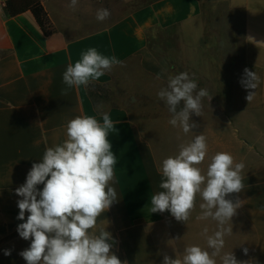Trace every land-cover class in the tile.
I'll return each mask as SVG.
<instances>
[{
    "label": "crops",
    "instance_id": "1",
    "mask_svg": "<svg viewBox=\"0 0 264 264\" xmlns=\"http://www.w3.org/2000/svg\"><path fill=\"white\" fill-rule=\"evenodd\" d=\"M39 1L51 23L52 31L47 35L29 12L9 17L0 3V264H27L19 253L31 241L21 238L17 228L28 213L25 221L17 218V202L22 198L15 189L25 183L32 164L40 162L47 147L66 139L69 120L93 115L103 122L86 86L73 87L67 95H61L66 87L62 74L67 65L94 47L104 56L117 57L121 64L135 59L143 72L156 79L160 74L157 80L167 83L170 74L149 49L148 38L149 34L156 37L155 32L170 29L176 30V39L169 50L185 72L196 74V82L203 81V71L198 68L205 65L201 59L205 50L230 52L229 72L224 71L222 54L214 56L210 64L220 69L212 77L218 88L214 94L223 101L217 114L233 116L226 118L224 128L230 131L229 143L235 148L229 146L223 152L241 163L236 152H251L256 147L261 162L252 167L250 156L244 160V189L226 197L233 202L239 199L241 206L225 225L232 227V233L225 236L221 255L233 252L238 261L264 264V0H143L142 4L140 0H78L75 9L69 7L70 0ZM218 5L224 10H217ZM100 8L111 13L102 22L96 19ZM218 20L226 24L227 32ZM245 68L260 78L250 102L245 99L248 90L237 87ZM111 78V72H105L92 82L107 84ZM224 82L228 86L221 91ZM103 113L109 114L117 129L108 139L117 158L113 186L118 199L98 217L97 228L90 231L98 234L100 228H105L112 237L108 241L113 244L112 253L127 264H162L165 255L182 258L189 245L207 249L203 229L212 235L217 222L196 219L201 211L200 198L186 223L177 221L169 211L151 213V195L161 190L158 169L163 159L141 136L126 109L109 107ZM239 115L244 116L242 123L237 122ZM214 130L206 134L207 139L216 140ZM173 222L180 224L178 235L173 231ZM244 248L248 249L247 255ZM5 250L11 254L5 255ZM216 260L221 264L220 257Z\"/></svg>",
    "mask_w": 264,
    "mask_h": 264
},
{
    "label": "clouds",
    "instance_id": "2",
    "mask_svg": "<svg viewBox=\"0 0 264 264\" xmlns=\"http://www.w3.org/2000/svg\"><path fill=\"white\" fill-rule=\"evenodd\" d=\"M78 0H70L69 7L75 9ZM111 15L106 8L96 12V19L104 21ZM121 61L115 57L100 54L96 48H89L74 64L69 63L62 74L66 85L61 95H67L73 87L87 86L98 81L105 72H110ZM160 78L158 74L157 79ZM259 76L245 68L240 83L248 90L245 99L250 102L259 84ZM208 91L198 89L197 82L187 72L169 75L166 87L157 96L172 114L169 123L184 134L192 132L199 125L191 116L202 115V99ZM102 123L96 116H76L66 125V139L47 147L40 162L33 163L26 181L15 189L18 200V219L25 222L18 225L19 236L30 240V246L19 255L27 264H127L121 261L111 249V234L100 228L97 219L117 201L118 193L113 186L114 166L117 158L108 139L116 132L109 114L101 113ZM208 155L207 138L203 134L179 145L178 154L163 159L158 171L161 180L160 191L151 195V213L169 211L181 222H187L196 208L199 197L200 214L197 220L211 219L217 222V230L206 236L207 249L199 245L184 248L182 258L165 255L162 264H247L238 261L233 252L221 251L225 236L231 235L232 227H226L236 215L241 201L228 199L230 194L244 189L242 170L245 165L236 163L228 152H217L211 156L206 172L201 165ZM43 185L42 190L38 189ZM245 255L248 249H243ZM10 255V250H5Z\"/></svg>",
    "mask_w": 264,
    "mask_h": 264
},
{
    "label": "rangeland",
    "instance_id": "3",
    "mask_svg": "<svg viewBox=\"0 0 264 264\" xmlns=\"http://www.w3.org/2000/svg\"><path fill=\"white\" fill-rule=\"evenodd\" d=\"M142 1L143 0H140L139 3L142 4ZM216 9L220 11L224 10V7L223 5H218ZM235 22L237 28H239V20L237 19ZM217 23L223 24L224 31L227 32L228 29L226 24L222 23L221 20H218ZM155 34L156 37L149 34V49L155 54L170 75L175 76L181 72H185V69L176 63V59L172 55L173 52L169 50V47H174L176 30L170 29L166 31H157ZM210 43H212V40ZM229 53L228 50H223L221 52L216 50H205L201 54V59L203 58L205 65L198 69L203 71L204 76L202 77L203 81L200 80L197 84L198 89H206L209 95L202 99V115L198 117L193 114L191 116V120L195 121L199 127L193 129V131L188 134H184L181 129L173 127L169 123L172 114L168 111L166 104L157 96V92L161 88L166 87L167 83L159 81L146 72H143L139 68L135 59L112 68L110 71L112 78L106 84L109 92L108 101L98 103V108L107 109L109 107L119 106L126 109L129 118L139 128L141 136L151 143L159 159L167 158L169 153L172 155L178 154L179 145L181 143L190 142L194 139L195 135L204 134L206 138H209L206 134L209 135V133H211L210 130L216 128L217 130H214V134L217 135L216 140L212 141V139H207L209 155L202 163L203 166H201L202 170L203 167H205L206 171L207 165L213 154L228 151L229 146H232L231 150H234L232 148H235L233 147V143H229L231 140L230 131L224 128V123L227 122L226 118H233V116L217 114V111L219 110L217 107L219 106V108H222L223 101L218 97L219 95H215L217 93L216 89L218 88L215 83L212 82V77L214 76V73H220V69L213 67V64L212 66L210 65L214 56L222 54L224 55V71L225 73L227 71L229 72L230 69L228 68L227 60ZM193 71L195 72V68ZM188 74L190 78L196 80V74ZM239 79L241 78H238V80ZM227 86V83L224 82L219 89L221 91L224 89L226 90ZM237 87H239V90H243L240 82H237ZM240 102L242 103L243 101L240 100ZM224 103L227 105V99H224ZM257 117V122L259 123L260 116ZM236 119L237 122L239 121L242 123L244 121V116H236ZM237 142L239 143V141H236V143ZM237 150L238 149H236V151ZM243 150L244 149H242V151ZM242 151L236 152L239 161H247L250 156L252 167L260 164L259 148L254 147L251 149V152L246 151V153H243ZM172 226L173 231H175L177 235L180 234V224H178V222L177 224L173 222Z\"/></svg>",
    "mask_w": 264,
    "mask_h": 264
},
{
    "label": "trees",
    "instance_id": "4",
    "mask_svg": "<svg viewBox=\"0 0 264 264\" xmlns=\"http://www.w3.org/2000/svg\"><path fill=\"white\" fill-rule=\"evenodd\" d=\"M4 7L9 17L29 12L44 35L51 33L50 20L39 0H5ZM86 90L96 111L103 113L105 109L98 108V103L108 101L109 92L107 85L90 82L86 86Z\"/></svg>",
    "mask_w": 264,
    "mask_h": 264
},
{
    "label": "built area",
    "instance_id": "5",
    "mask_svg": "<svg viewBox=\"0 0 264 264\" xmlns=\"http://www.w3.org/2000/svg\"><path fill=\"white\" fill-rule=\"evenodd\" d=\"M4 2H5V0H0V3H1V4H4Z\"/></svg>",
    "mask_w": 264,
    "mask_h": 264
}]
</instances>
